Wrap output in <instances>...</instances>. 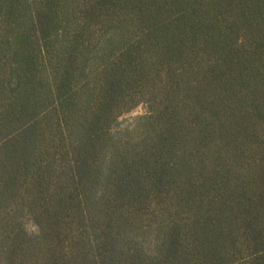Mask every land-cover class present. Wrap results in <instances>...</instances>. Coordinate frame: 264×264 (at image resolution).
Instances as JSON below:
<instances>
[{
	"label": "trees",
	"instance_id": "obj_1",
	"mask_svg": "<svg viewBox=\"0 0 264 264\" xmlns=\"http://www.w3.org/2000/svg\"><path fill=\"white\" fill-rule=\"evenodd\" d=\"M0 264H264V0H0Z\"/></svg>",
	"mask_w": 264,
	"mask_h": 264
},
{
	"label": "rangeland",
	"instance_id": "obj_2",
	"mask_svg": "<svg viewBox=\"0 0 264 264\" xmlns=\"http://www.w3.org/2000/svg\"><path fill=\"white\" fill-rule=\"evenodd\" d=\"M144 113H145V107L143 105L137 106L136 108H134L133 110H131L130 112H128L127 114H125L121 118H119L117 128L123 129L126 127H130L132 125L134 119L137 116L143 115ZM25 228L29 232H34V230H35L34 226L29 222L25 223Z\"/></svg>",
	"mask_w": 264,
	"mask_h": 264
}]
</instances>
